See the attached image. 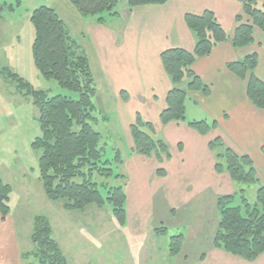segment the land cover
I'll return each instance as SVG.
<instances>
[{
  "label": "trees",
  "instance_id": "1",
  "mask_svg": "<svg viewBox=\"0 0 264 264\" xmlns=\"http://www.w3.org/2000/svg\"><path fill=\"white\" fill-rule=\"evenodd\" d=\"M243 15L236 18L237 27L233 38L220 24L216 15L207 11L202 15L188 14V28L196 38L194 52L173 49L162 53L161 60L173 88L167 97V109L161 114V123L187 122L186 103L190 92L210 95V87L194 72L193 67L200 58L212 54L218 44L230 42L236 49L246 48L255 42L254 32H264V4L258 0H240ZM83 17H96L106 24L107 17H118L121 0H68ZM130 9L148 5H166L169 0H125ZM18 4L21 1L17 2ZM8 9L13 6L5 4ZM2 7L1 16L5 9ZM30 21L35 30L32 46L34 65L40 75L48 81H56L62 89L77 94V98L58 95L50 97L38 91L28 81L8 68L1 71L6 81L15 84L26 98H31L39 111L40 135L32 148L41 153L39 158L40 180L46 196L51 201H66L67 211L85 212L90 206L113 208V215L121 227L127 224L126 176L118 172L124 163L122 152L116 150L114 158L107 157V148L102 146L104 136L94 128L98 125L94 98L97 86L89 58L70 34L66 23L58 13L47 6L32 11ZM259 64L257 54L228 64L227 68L236 77L248 84L249 100L264 110V81L256 75ZM186 80V89L181 88ZM104 120V119H103ZM188 125L202 135L217 127L216 122L190 121ZM133 138L132 154L155 157L163 163L171 158L168 143L156 135L154 126L138 116L131 126ZM215 153V170L228 173L234 183L240 185L259 184L254 162L250 156H240L227 147L221 138L210 143ZM264 155V147L262 148ZM165 174L163 169L158 175ZM12 187L6 184L0 171V220L11 215ZM240 200L241 204L237 201ZM219 223L213 240L215 249L254 262L264 254V186L257 191V203L252 205L246 191L220 197L217 200ZM157 237H164L168 229L161 226L155 230ZM34 249L23 255L28 264H70L60 244L54 237L51 220L45 215L35 218L31 234ZM184 235L171 238L170 255L181 254Z\"/></svg>",
  "mask_w": 264,
  "mask_h": 264
},
{
  "label": "crops",
  "instance_id": "2",
  "mask_svg": "<svg viewBox=\"0 0 264 264\" xmlns=\"http://www.w3.org/2000/svg\"><path fill=\"white\" fill-rule=\"evenodd\" d=\"M10 1L4 0L3 4H13ZM258 1L264 4V0ZM49 2L52 3L47 7L58 13L89 58L97 86L94 104L100 123L96 126L105 122L104 138L115 139L118 146L124 148L122 153L127 157L118 168L124 171L127 181L128 219L122 228H127L136 201L142 202L149 189L153 190L151 179L161 181L167 197L176 207L202 196L218 200L234 195L236 183L230 175L218 174L215 170L216 156L210 149V143L217 138H221L238 155L252 158L259 179L257 185L259 188L264 186V110L249 100L247 82L227 68L230 63L257 54L259 64L256 75L264 81V32L255 29V42L246 48L236 49L230 42L218 44L211 55L198 59L194 64V72L210 87L211 92L209 96L200 92L189 93L187 122L205 119L216 122L215 129L202 135L187 122L163 125L160 119L167 109V97L173 88L161 55L173 49L194 52L196 47V38L185 21L186 15L213 12L231 40L237 27L236 18L243 15L240 0H169L162 6L128 7L119 11L118 17L108 16L106 24L98 23L96 17L83 18L68 0ZM31 14L32 11L30 18ZM3 18L0 17V22ZM188 84L189 80H186L181 88L186 89ZM138 116L151 123L156 134L168 143L169 160L160 163L155 157L131 153L134 145L131 126ZM160 169L165 172L163 176L158 175ZM133 219L137 220L135 216ZM14 232L11 215L6 221H0V264H20L21 260L24 261L23 255L29 253H24ZM95 238L90 234L84 237L85 242L82 241L84 250L90 251V254L88 247ZM25 243L28 246V239ZM81 256L86 258L83 251L78 257ZM198 260V264H264V254L249 262L213 247L200 252Z\"/></svg>",
  "mask_w": 264,
  "mask_h": 264
},
{
  "label": "rangeland",
  "instance_id": "3",
  "mask_svg": "<svg viewBox=\"0 0 264 264\" xmlns=\"http://www.w3.org/2000/svg\"><path fill=\"white\" fill-rule=\"evenodd\" d=\"M21 1L20 4L16 0L10 1L13 10L3 7L0 71L10 69L50 97L64 95L77 98L76 93L62 89L56 81L44 79L34 65L32 46L35 30L30 13L35 7L45 3L46 6L51 5L52 2ZM3 3L4 0H0V6H5ZM127 8L125 0H121L119 11ZM33 103L31 98L21 95L16 85L6 81L0 74V171L4 182L13 190L11 223L24 253L34 249L31 234L35 218L41 215L51 220L54 237L71 264H85L82 262L89 259L86 264H198L200 252L213 248L219 223L217 198L202 196L194 202L176 207L170 202L159 180H150L153 190L149 189L148 196L142 202L136 201L126 229L118 224L109 204L102 209L93 205L82 212L65 210L64 200H49L40 180L41 153L32 148L33 141L40 135L39 111ZM104 125L105 122H102V126L94 124V128L105 135ZM102 146L107 148L108 158H114L116 150L124 151L115 139L104 138ZM122 156L126 161V155L122 153ZM118 172L124 175L122 169ZM133 185L134 182L131 183ZM241 188L245 189L248 201L255 205L259 185L241 187L235 184V194H239ZM237 202L241 204L240 200ZM134 216L137 220L133 219ZM161 226L168 229V234L158 238L155 230ZM90 234L96 237L88 247L91 254L84 250L82 243L84 237ZM177 235H184L186 242L181 255L174 257L170 255V242ZM27 239L28 246L25 243ZM29 246L31 251H28ZM82 251L85 259L84 256L78 257ZM20 264L28 262L21 260Z\"/></svg>",
  "mask_w": 264,
  "mask_h": 264
}]
</instances>
